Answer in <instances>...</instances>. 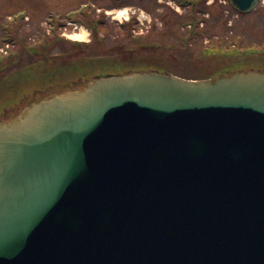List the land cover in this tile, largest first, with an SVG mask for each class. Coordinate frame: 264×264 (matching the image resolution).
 Segmentation results:
<instances>
[{
  "label": "water",
  "instance_id": "obj_1",
  "mask_svg": "<svg viewBox=\"0 0 264 264\" xmlns=\"http://www.w3.org/2000/svg\"><path fill=\"white\" fill-rule=\"evenodd\" d=\"M0 264H264V69L101 72L4 111Z\"/></svg>",
  "mask_w": 264,
  "mask_h": 264
},
{
  "label": "rangeland",
  "instance_id": "obj_2",
  "mask_svg": "<svg viewBox=\"0 0 264 264\" xmlns=\"http://www.w3.org/2000/svg\"><path fill=\"white\" fill-rule=\"evenodd\" d=\"M117 1L119 0H0V52L8 54L10 50L16 49L11 44H9L7 51L1 48V40L9 39L11 32H14L16 35L25 38L23 45L25 43L36 44L45 34L50 35L52 46L48 50V55L55 63L60 61L59 58H53L62 52L59 50L60 46L67 50L66 53L73 55L67 58L71 62L79 56L80 58L77 60L84 57V59L86 58L85 61H88L96 51L103 50L102 45H104L105 50L114 54L123 48H131L129 50L133 51L130 54L140 60L148 57L142 56L140 53H154L155 63L162 64L169 71L179 76L194 79L201 78L205 67L208 68L209 73H212L216 72L222 64L229 67L233 63L241 64V62L264 63V56L245 58L250 52L243 51L247 47L258 51L264 44V0L246 15L237 13L227 3V0H214L208 10L209 18H206L201 30L199 29L200 26L193 28L197 33L192 36L189 27H184L181 23L193 19L190 17L191 11L189 8L187 10L178 9L174 0H124L123 4L130 9L129 14L132 12L143 13L145 17L152 19L151 24L148 25L144 21V26L138 25V28L135 26V22H129L132 25L128 24L121 28L119 23L112 19L114 12L119 10V6L121 7ZM88 3H92L94 6H91L89 10L96 7H99V11L107 10L105 11L107 14L104 12V15H102L103 12L100 13L97 10L96 12L89 11L93 16L100 15L97 19L101 20L102 25L98 26V32L93 28L89 29L73 22L80 11V5ZM202 7V4H199L195 9L196 18L202 17V13L205 11ZM52 28L55 29L51 31ZM147 28H149L148 31ZM204 29L206 35L201 34ZM129 33L131 38L139 36L140 39L144 37L143 39L146 40L145 37H147L150 39L148 45L160 41L171 47L166 49V45L162 44L157 49L153 48L154 46H147L141 47L142 51H138L132 48L134 41L127 37ZM74 34L78 36L73 37ZM55 35L65 39L83 40L82 45H74L75 47H73L65 42L60 45L54 40ZM98 37L102 38V42H99ZM183 39H187L186 42ZM91 40L92 42L86 47L85 43ZM212 45L223 47L220 56L203 51L204 47L209 48ZM236 47L239 48L235 49ZM233 48L245 56H233L232 51H230ZM23 56L25 57H23L20 65L28 68L35 65L32 64L36 62L34 57L29 59L25 53ZM6 63L9 65V62ZM11 67L14 68V66ZM5 72L10 74L11 69Z\"/></svg>",
  "mask_w": 264,
  "mask_h": 264
},
{
  "label": "trees",
  "instance_id": "obj_3",
  "mask_svg": "<svg viewBox=\"0 0 264 264\" xmlns=\"http://www.w3.org/2000/svg\"><path fill=\"white\" fill-rule=\"evenodd\" d=\"M89 17V16H88ZM127 37L130 38V35H127ZM54 40H56V43H61L63 42L62 39L56 37ZM134 41V45L132 48H135L137 49L138 51H142L140 48L142 46H145V43L143 40L139 39V38H134L132 39ZM51 41L49 38H45L44 41L41 43L40 47H41V50H27L28 52V57L29 59L34 57L35 59V63H32V64H35L34 66H31L30 68H28L26 71H33L35 74H38V73H41L40 71H38L39 68H50V71L51 73L49 74L50 77L52 76H60L62 79H67V78H71L73 77L74 74H76L74 71H66V69H68L70 66L66 67L64 63H55L53 62V60L50 58V56L48 55V50L51 48ZM68 44H71V43H68ZM60 48L62 49L61 51V56L60 58L61 59H65L66 56H67V51L62 47L60 46ZM131 49V48H130ZM66 51V52H65ZM133 51V50H129V49H122L120 51H117L115 52L114 54V63H117L121 66H127V65H131L132 64V60L134 59V57L130 54V52ZM205 52L207 53H216L218 51L216 50H213V49H210V50H206ZM141 55H144V56H148L147 58L144 57V61L141 60L142 64L144 65H147V66H150L152 65V61L151 60H154L155 58V55L154 53H150L149 55H146V53H140ZM154 55V57H153ZM48 56V57H47ZM150 56V57H149ZM22 58V52L19 51L15 54H12L11 57H10V62L11 64H14V63H19L20 60ZM148 58L150 59L148 61ZM46 60H48L46 62ZM125 60H127V62H125ZM52 61V62H51ZM65 62V61H63ZM107 60H103V61H100L99 63H97V65H103V64H107ZM135 64V63H133ZM91 65V64H88V66ZM93 66L96 65V62L94 64H92ZM54 66H57V68H54ZM225 65L222 64L219 66V68L217 69H222V67H224ZM145 67V66H144ZM42 75V73H41ZM209 75V74H208ZM29 74H27V78H29Z\"/></svg>",
  "mask_w": 264,
  "mask_h": 264
},
{
  "label": "bare ground",
  "instance_id": "obj_4",
  "mask_svg": "<svg viewBox=\"0 0 264 264\" xmlns=\"http://www.w3.org/2000/svg\"><path fill=\"white\" fill-rule=\"evenodd\" d=\"M83 33H85V32H83ZM76 36H78V35H77V34H74V35H73V37H76Z\"/></svg>",
  "mask_w": 264,
  "mask_h": 264
}]
</instances>
